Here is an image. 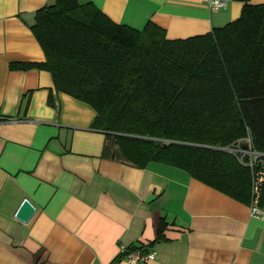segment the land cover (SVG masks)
Here are the masks:
<instances>
[{
	"label": "crops",
	"instance_id": "crops-1",
	"mask_svg": "<svg viewBox=\"0 0 264 264\" xmlns=\"http://www.w3.org/2000/svg\"><path fill=\"white\" fill-rule=\"evenodd\" d=\"M53 2L0 0V118L8 119L0 122V264H113L120 247L155 251L149 264H264V221L248 205L180 169L104 155L90 106L56 92L46 71L11 68L45 61L30 27ZM77 2L137 30L151 22L170 40L224 27L244 5L212 12L208 0ZM25 199L35 207L27 223L15 217ZM160 226L165 238L156 240Z\"/></svg>",
	"mask_w": 264,
	"mask_h": 264
},
{
	"label": "trees",
	"instance_id": "trees-1",
	"mask_svg": "<svg viewBox=\"0 0 264 264\" xmlns=\"http://www.w3.org/2000/svg\"><path fill=\"white\" fill-rule=\"evenodd\" d=\"M238 1V19L170 40L151 22L137 30L92 3L54 0L30 27L45 61L11 68L46 71L56 92L90 106L104 155L139 169H180L249 206L253 173L219 149L250 137L264 153V4ZM162 233L160 226L156 240Z\"/></svg>",
	"mask_w": 264,
	"mask_h": 264
},
{
	"label": "built area",
	"instance_id": "built-area-1",
	"mask_svg": "<svg viewBox=\"0 0 264 264\" xmlns=\"http://www.w3.org/2000/svg\"><path fill=\"white\" fill-rule=\"evenodd\" d=\"M233 0H208L209 9L217 12L225 9ZM4 119L0 118V122ZM236 157L238 163L253 173L252 199L249 205L252 217L264 221V208L260 207L261 186L264 181V153L254 149L250 137L238 141L234 147L219 148ZM120 257L113 264H149L155 258V251L142 248L129 249L120 247Z\"/></svg>",
	"mask_w": 264,
	"mask_h": 264
},
{
	"label": "water",
	"instance_id": "water-1",
	"mask_svg": "<svg viewBox=\"0 0 264 264\" xmlns=\"http://www.w3.org/2000/svg\"><path fill=\"white\" fill-rule=\"evenodd\" d=\"M34 213L35 207L29 200L25 199L22 201L19 209L17 210L15 217L19 221L27 223L32 218Z\"/></svg>",
	"mask_w": 264,
	"mask_h": 264
},
{
	"label": "rangeland",
	"instance_id": "rangeland-1",
	"mask_svg": "<svg viewBox=\"0 0 264 264\" xmlns=\"http://www.w3.org/2000/svg\"><path fill=\"white\" fill-rule=\"evenodd\" d=\"M114 148V147H113Z\"/></svg>",
	"mask_w": 264,
	"mask_h": 264
}]
</instances>
